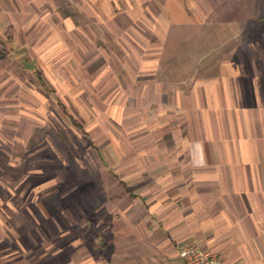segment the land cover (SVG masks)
Instances as JSON below:
<instances>
[{"label": "rangeland", "instance_id": "rangeland-1", "mask_svg": "<svg viewBox=\"0 0 264 264\" xmlns=\"http://www.w3.org/2000/svg\"><path fill=\"white\" fill-rule=\"evenodd\" d=\"M191 5L0 0V264H143V195L178 158L143 68L187 64Z\"/></svg>", "mask_w": 264, "mask_h": 264}, {"label": "crops", "instance_id": "crops-1", "mask_svg": "<svg viewBox=\"0 0 264 264\" xmlns=\"http://www.w3.org/2000/svg\"><path fill=\"white\" fill-rule=\"evenodd\" d=\"M191 2L187 22L172 21L188 30L187 64L143 68L163 79L151 95L173 112L178 156L143 195V264H185L191 237L225 264H264V0Z\"/></svg>", "mask_w": 264, "mask_h": 264}, {"label": "built area", "instance_id": "built-area-1", "mask_svg": "<svg viewBox=\"0 0 264 264\" xmlns=\"http://www.w3.org/2000/svg\"><path fill=\"white\" fill-rule=\"evenodd\" d=\"M179 255L185 264H225L223 256L212 252L197 237H191L182 244Z\"/></svg>", "mask_w": 264, "mask_h": 264}]
</instances>
